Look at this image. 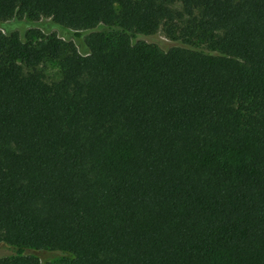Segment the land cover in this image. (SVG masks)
<instances>
[{"label":"trees","instance_id":"16d2710c","mask_svg":"<svg viewBox=\"0 0 264 264\" xmlns=\"http://www.w3.org/2000/svg\"><path fill=\"white\" fill-rule=\"evenodd\" d=\"M0 245L264 264V0H0Z\"/></svg>","mask_w":264,"mask_h":264},{"label":"rangeland","instance_id":"374dc122","mask_svg":"<svg viewBox=\"0 0 264 264\" xmlns=\"http://www.w3.org/2000/svg\"><path fill=\"white\" fill-rule=\"evenodd\" d=\"M172 8L177 11L181 10L180 5L178 4L173 5ZM45 22L47 23V21ZM9 24L12 25L13 27H16L18 31L22 34L28 32L32 28H39L40 26V23L37 25L35 22H31L27 19H16V20L10 21ZM60 30H61L60 27L53 25V28L50 30V33L58 34ZM96 30L106 36L116 34L118 32V28L116 27L109 28L105 26H100ZM136 42H145V43L154 42L163 48H166L169 45L181 43V42L176 41V39H172V40L166 39L161 32L157 34L156 39H149V38L138 36L136 39L133 40V43H136ZM182 44L189 46L191 48L205 50L204 45H202L201 43L197 41L185 40L183 41ZM38 70L44 74L46 81L48 83L56 82L60 79V69L57 63L45 62L38 67ZM22 256L36 259L40 264H59V262L61 261L60 258L57 256V254H55L54 252L50 250H39L38 251L34 249L25 248L24 252L22 253ZM0 257H5L8 259L15 258L16 250L14 248L5 247V246L0 245Z\"/></svg>","mask_w":264,"mask_h":264}]
</instances>
